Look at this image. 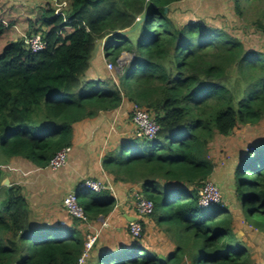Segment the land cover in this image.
<instances>
[{"label":"trees","instance_id":"trees-1","mask_svg":"<svg viewBox=\"0 0 264 264\" xmlns=\"http://www.w3.org/2000/svg\"><path fill=\"white\" fill-rule=\"evenodd\" d=\"M66 1L64 14L45 9L41 26L32 25L0 53V152L50 168L59 151L74 147L75 124L113 113L125 102L136 104L156 118L158 135L147 140L134 133L119 141L102 166L115 184L139 185L137 192L154 204L144 218L173 231L177 248L164 259L145 249L139 244L147 231L141 218V239L107 250L96 238L88 264H182L186 253L191 264H255L244 242L250 236L238 237L229 208L222 202L201 209L198 191L213 180L211 144L264 119V51H247L239 39L209 24L207 12L197 11L198 0ZM203 2L221 6L220 0ZM232 3L244 16L242 0ZM173 12L187 13L186 23H176ZM254 23L264 36V8ZM9 27L0 20V39ZM135 29L140 37L132 43L128 33ZM34 35L46 40L47 49L34 53L26 46L25 38ZM100 44L115 66L125 53L133 55L131 70L87 79ZM3 180L0 169V187ZM233 180L241 210L264 233V142L241 154ZM103 183L107 189L99 193L77 188L87 221L73 216V226L37 228L22 188L2 187L0 264H77L95 237L80 226L102 221L117 204Z\"/></svg>","mask_w":264,"mask_h":264},{"label":"crops","instance_id":"crops-1","mask_svg":"<svg viewBox=\"0 0 264 264\" xmlns=\"http://www.w3.org/2000/svg\"><path fill=\"white\" fill-rule=\"evenodd\" d=\"M64 1L66 0H59L57 4H55L54 2H49L47 0H0V10L2 11L0 14V20L10 26L6 33L8 34V38L16 40L18 37H24L32 25L36 27L41 26V19L44 10L53 9L57 11L58 5L62 2L64 3ZM220 1L221 3H218V5L221 4V6L215 7L212 3H204L203 0H198L197 11L199 12L200 10H204L207 12L206 15L209 16L221 14L225 12L224 4L226 3L225 1L228 0ZM12 6L15 10L11 9ZM62 13L64 14V11ZM1 15H6V17ZM172 15L176 23L179 25L185 24V20H188L187 13L173 12ZM22 21H24V26H20ZM135 30L130 31L128 35H131L135 32ZM102 45L100 44V48L97 49V52H95L96 55L94 57V65L87 76V79L89 80L93 78L103 80L105 77L110 76L115 78V76L107 69L108 60L104 57ZM127 54L128 53H126V55ZM126 57H128L127 60H130L133 56L128 54ZM100 59L102 64L100 63ZM131 109L132 104L125 102L117 111L112 113H116L117 116H123L125 121L127 120L128 122L118 124L116 121L117 126L114 134H109L110 125H106L109 113L102 115L101 118H97L96 120L83 121L75 124L74 147L70 152L68 165L62 169L57 171H53L50 168L41 169L34 167L31 164L20 162L17 159H11L12 165L9 167V173L11 175L3 177L4 180H10V185L12 184L22 188V192L29 202L32 226L36 228L43 227L45 225L73 226L74 217L63 210V201L68 194L76 193L80 181L84 178H92L108 183L109 189L114 191L112 195L116 198L117 204L113 212L107 218L109 222L108 229L115 228L117 236L113 237L111 241L106 240L105 230H100V227H103L102 221L90 222L88 225H81L80 229L85 233L90 230L94 232L95 236L96 231H100L99 236L97 237L99 239V246L107 250H115L117 248H122L123 246L127 248L130 247L129 245H133L137 242V240L132 236H125L123 232H121L122 235H118V228L116 226L122 225L123 223L125 224L126 222L129 223L132 218L138 219L133 206V201L131 202L130 200L133 199L134 191L140 189V187L139 185H132L130 183L115 184L113 181L114 178L105 172L102 166V159L104 155L117 147L123 139L133 137V135L128 136L126 133V130L129 129L132 130L133 134L136 131V127L130 117ZM105 137H107V139ZM103 139L105 140L104 142ZM216 140L219 141V139ZM227 171L226 167H221L219 170L216 166L214 174L211 178L224 189L229 184L228 180L229 182L232 180L233 183V176H231L229 172L227 173ZM114 185L117 189L113 187ZM149 220L151 219H143L147 225V229L149 226ZM259 235V232L252 233V236L248 234V236H250L249 238L252 240H256V236ZM241 236L242 237H239L245 238V234H242ZM141 240L142 241L139 240V244L144 246L147 250L151 249L149 251L159 255L161 259H164L168 255L172 254L177 248V245H173L174 247L170 248L168 252L158 253L157 251H153L154 249L151 245L146 243V240L143 238ZM248 240V238H245L244 242L247 243ZM111 245L114 249H112L113 247ZM188 258L189 253H186L182 264H191Z\"/></svg>","mask_w":264,"mask_h":264},{"label":"rangeland","instance_id":"rangeland-1","mask_svg":"<svg viewBox=\"0 0 264 264\" xmlns=\"http://www.w3.org/2000/svg\"><path fill=\"white\" fill-rule=\"evenodd\" d=\"M226 3L224 4V11L221 14L218 15H206V17L209 20V24L212 23V25L224 29V31L229 32L232 36L236 37L239 39L247 51H264V36L260 31L257 30V27L255 26L254 22H257L258 15L260 11L264 8V2L262 3H254L251 4L249 0H242L243 3V10L245 12L244 16H239L235 10H234V5L232 3V0L225 1ZM69 4L66 6L64 3H60L58 5V11L61 13L64 11L65 7L67 8ZM189 8H193L190 3L188 4ZM11 9L15 10L13 6ZM0 10V14H1ZM197 12L194 11L191 15V20L197 19ZM3 17H6V15H1ZM24 21L20 23V26H24ZM139 31L133 32L131 35L128 37L130 38V41L132 43L138 41L140 35L138 33ZM14 39H9L8 34L4 35L0 39V53L2 52L3 47L10 41H13ZM124 54L120 60L122 61L123 65L122 66H117L116 69L119 70L126 67V69L129 71L131 70V67L129 64L125 65V62L127 61L126 56ZM133 56V55H132ZM133 58V57H132ZM132 60V59H130ZM108 74L107 72H105ZM114 74V72H112ZM232 77L235 76V72L231 73ZM113 77V76H112ZM121 114V113H120ZM114 115V116H113ZM111 117V118H110ZM118 118V119H117ZM111 119V120H110ZM107 124L110 125L109 129V134H114L116 131V126L118 124H124L127 122L123 118V116L117 114H112L109 113V116L107 117ZM129 120V119H128ZM117 121V123H116ZM123 121V122H121ZM114 123V124H112ZM127 128V126H126ZM126 133L128 136L133 135L132 130H126ZM108 134V136H109ZM107 139V137H105ZM219 141H215L214 143L211 144L210 146V155L212 160L214 161L215 165L217 168L220 170L221 167H226L227 173L229 172L231 176H233L234 173V167L236 164L239 163V158L241 154H244L248 148L252 145H260L264 142V119L257 125H249V126H243L242 128H238L231 136L229 137H222L218 138ZM105 140L103 139V142ZM12 160L7 158L5 155H3L0 152V169L1 173L3 174L2 176H10L11 174L9 173V167H11ZM228 178V177H227ZM231 179V178H229ZM233 179V178H232ZM214 183H216L214 180H212ZM81 182V181H80ZM234 182V180H233ZM228 185L224 189L222 186H220L218 183H216L222 193H223V203L226 205L230 210V215H231V221L233 223V227L235 232H238V235L240 233L245 234V235H250L252 236V233L259 232L260 235L256 236L255 245L252 244V240H248V242L245 244L252 250V256L254 254V260L255 264H264V233H262L261 229H257L252 225V222L248 219L247 215L244 213L243 210H241L242 203L238 200L237 197V190L234 188V184L232 183V180L229 182L228 180ZM6 187V186H2ZM0 187V199H3L5 197V192L6 189ZM115 187V185L113 186ZM115 189H117L115 187ZM138 190H135L133 195L137 192ZM112 193L114 191H111ZM138 193V192H137ZM96 196L95 193L90 194L89 198H94ZM85 197L82 196V199ZM134 199V198H133ZM130 200L131 202L134 200ZM134 204V203H133ZM135 206V205H134ZM135 208V207H134ZM151 219V218H150ZM262 223V222H261ZM129 223L126 222L125 224L123 223L122 225H117L116 227L118 228V235H122L121 232L125 234V236H130L129 233ZM149 226L147 231L144 234L143 239L146 240V243L151 245L152 248L154 249L153 251H157L158 253H164L168 252L170 248H173V245H177L176 241V236L174 235L173 231L167 229L166 227H161L156 224V222L149 220ZM103 225V224H102ZM109 227V222L107 226H101L100 230H105V239L111 241L113 237L117 236V231L115 228H110ZM108 231H107V230ZM100 231H96V236L93 239H96V237L99 236ZM121 233V234H119ZM184 236V235H183ZM131 237V236H130ZM239 237V236H238ZM240 237H242L240 235ZM239 237V238H240ZM167 241H166V240ZM123 244V243H122ZM112 246V245H111ZM113 247V246H112ZM114 249V247L112 248ZM151 250V249H149ZM148 250V251H149Z\"/></svg>","mask_w":264,"mask_h":264},{"label":"built area","instance_id":"built-area-1","mask_svg":"<svg viewBox=\"0 0 264 264\" xmlns=\"http://www.w3.org/2000/svg\"><path fill=\"white\" fill-rule=\"evenodd\" d=\"M49 2H54L57 4L59 0H47ZM67 4V1H64V5ZM56 14H63L60 13L58 10ZM26 46L34 53L41 52L47 49V42L46 40L40 35H34L31 37L25 38ZM125 64L131 62V60H127ZM107 69L112 73L116 66L107 61ZM131 120L136 127L135 136L139 139H147L153 140L158 135L161 127L157 122L156 118L149 114L147 111L140 108L138 105L133 104L131 109ZM71 149L64 148L63 150L59 151L50 161V169L53 171H57L62 169L68 165L69 162V155ZM80 189L90 190L92 192L99 193L105 189H107V185L103 182L91 179V178H84L79 183ZM199 197V205L201 209H207L211 206L222 204L223 202V193L220 187L214 183L212 180L204 181L198 191ZM135 211L138 216V219L135 221L129 222V232L131 236L135 239H141L143 235V226L140 222L141 218L150 216L154 211V204L152 201L143 197L140 192H136L133 195ZM63 210L68 212L70 215L81 219L83 221H87V217L83 209L78 204L77 196L75 193H70L63 201ZM103 226L108 225V218L101 216ZM95 238V237H94ZM97 238V237H96ZM96 239H91L86 244V251L82 254L79 258L77 264H88L89 258V250L92 248L93 243Z\"/></svg>","mask_w":264,"mask_h":264},{"label":"water","instance_id":"water-1","mask_svg":"<svg viewBox=\"0 0 264 264\" xmlns=\"http://www.w3.org/2000/svg\"><path fill=\"white\" fill-rule=\"evenodd\" d=\"M168 11V8L166 7L165 8V12H167ZM123 65V63H122V61L120 60L119 61V66H122ZM2 186H6V187H8L9 189H11V185H10V180L9 179H5L3 182H2ZM135 220H137V218H132V219H130V221H135ZM240 235H242V233H240L238 236H240Z\"/></svg>","mask_w":264,"mask_h":264},{"label":"clouds","instance_id":"clouds-1","mask_svg":"<svg viewBox=\"0 0 264 264\" xmlns=\"http://www.w3.org/2000/svg\"><path fill=\"white\" fill-rule=\"evenodd\" d=\"M125 54H126V53H125ZM125 65H127V63H126ZM3 181H4V180H3ZM3 181H2V182H3Z\"/></svg>","mask_w":264,"mask_h":264}]
</instances>
